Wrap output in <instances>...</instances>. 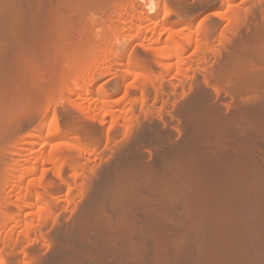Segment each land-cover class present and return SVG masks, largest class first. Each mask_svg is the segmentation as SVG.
I'll return each instance as SVG.
<instances>
[{
    "label": "bare ground",
    "instance_id": "1",
    "mask_svg": "<svg viewBox=\"0 0 264 264\" xmlns=\"http://www.w3.org/2000/svg\"><path fill=\"white\" fill-rule=\"evenodd\" d=\"M197 3L0 0V264H264V0Z\"/></svg>",
    "mask_w": 264,
    "mask_h": 264
},
{
    "label": "rangeland",
    "instance_id": "2",
    "mask_svg": "<svg viewBox=\"0 0 264 264\" xmlns=\"http://www.w3.org/2000/svg\"><path fill=\"white\" fill-rule=\"evenodd\" d=\"M196 1H198V3H197V4H199L201 0H200V1H199V0H194V2H195V3H196Z\"/></svg>",
    "mask_w": 264,
    "mask_h": 264
}]
</instances>
